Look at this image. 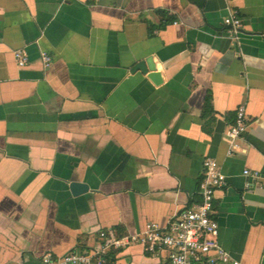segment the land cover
Listing matches in <instances>:
<instances>
[{
  "label": "crops",
  "instance_id": "1",
  "mask_svg": "<svg viewBox=\"0 0 264 264\" xmlns=\"http://www.w3.org/2000/svg\"><path fill=\"white\" fill-rule=\"evenodd\" d=\"M143 62L158 83L134 70ZM240 106L248 128L228 156ZM205 158L225 176L219 245L264 264V181L242 174L264 173V0H0V264L93 253L99 232L166 226L199 200ZM105 258L169 264L141 244Z\"/></svg>",
  "mask_w": 264,
  "mask_h": 264
},
{
  "label": "built area",
  "instance_id": "2",
  "mask_svg": "<svg viewBox=\"0 0 264 264\" xmlns=\"http://www.w3.org/2000/svg\"><path fill=\"white\" fill-rule=\"evenodd\" d=\"M227 33L237 34L242 27L241 20L234 14L224 18ZM19 68L28 64V57L22 50L13 53ZM42 66L51 65V57L41 54ZM248 128L245 108L236 110L233 124L227 127L225 140L228 144L227 155L231 156L237 142ZM202 179L198 184L199 200L191 207L176 213L166 226L146 223L137 234L115 237L104 231L98 233L99 245L93 253H69L55 257L47 253L41 257L42 264H108L106 251L131 244H141L148 253L165 250L169 264H239L231 258L218 243V223L214 217L213 201L215 192L225 186V176L220 166L210 158L202 161ZM242 174L255 181H264V173L244 169ZM116 264V263H111Z\"/></svg>",
  "mask_w": 264,
  "mask_h": 264
},
{
  "label": "water",
  "instance_id": "3",
  "mask_svg": "<svg viewBox=\"0 0 264 264\" xmlns=\"http://www.w3.org/2000/svg\"><path fill=\"white\" fill-rule=\"evenodd\" d=\"M134 70L135 71H140L142 74H147L148 78L151 79L154 83H158L159 82V75L158 73H156L154 70H152L151 68L149 69L146 65L145 62L143 63H138L137 65L134 66ZM86 190V186L85 185H79L77 183H73L71 185V190L74 193V190Z\"/></svg>",
  "mask_w": 264,
  "mask_h": 264
},
{
  "label": "trees",
  "instance_id": "4",
  "mask_svg": "<svg viewBox=\"0 0 264 264\" xmlns=\"http://www.w3.org/2000/svg\"><path fill=\"white\" fill-rule=\"evenodd\" d=\"M157 14L161 17L162 20H164L166 23L167 22H173V18L166 16L163 12L158 11ZM211 112V105H210V100L209 97L205 98L203 109H202V116L205 117L209 115ZM108 264H111V261H107Z\"/></svg>",
  "mask_w": 264,
  "mask_h": 264
}]
</instances>
